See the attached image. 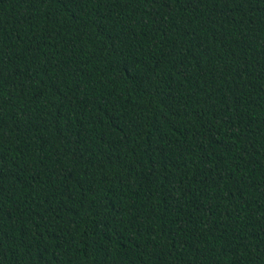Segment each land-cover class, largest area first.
Instances as JSON below:
<instances>
[{
  "label": "trees",
  "instance_id": "16d2710c",
  "mask_svg": "<svg viewBox=\"0 0 264 264\" xmlns=\"http://www.w3.org/2000/svg\"><path fill=\"white\" fill-rule=\"evenodd\" d=\"M0 264H264V0H0Z\"/></svg>",
  "mask_w": 264,
  "mask_h": 264
}]
</instances>
